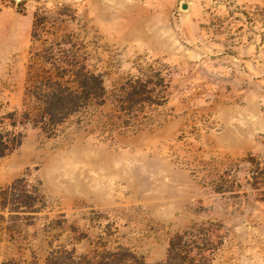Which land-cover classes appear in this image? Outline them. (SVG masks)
<instances>
[{"label":"rangeland","instance_id":"obj_1","mask_svg":"<svg viewBox=\"0 0 264 264\" xmlns=\"http://www.w3.org/2000/svg\"><path fill=\"white\" fill-rule=\"evenodd\" d=\"M0 138V264H264V0H0Z\"/></svg>","mask_w":264,"mask_h":264},{"label":"trees","instance_id":"obj_2","mask_svg":"<svg viewBox=\"0 0 264 264\" xmlns=\"http://www.w3.org/2000/svg\"><path fill=\"white\" fill-rule=\"evenodd\" d=\"M7 148H8V147H7L6 143H4V142L2 141V139L0 138V157H2V156L4 155V152H5V150H6Z\"/></svg>","mask_w":264,"mask_h":264},{"label":"water","instance_id":"obj_3","mask_svg":"<svg viewBox=\"0 0 264 264\" xmlns=\"http://www.w3.org/2000/svg\"><path fill=\"white\" fill-rule=\"evenodd\" d=\"M183 9H185V6L183 7Z\"/></svg>","mask_w":264,"mask_h":264}]
</instances>
